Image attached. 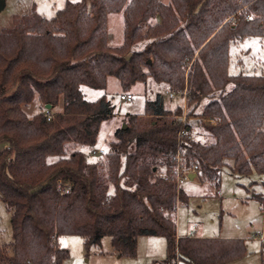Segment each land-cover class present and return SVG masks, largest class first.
Instances as JSON below:
<instances>
[{"label":"trees","instance_id":"1","mask_svg":"<svg viewBox=\"0 0 264 264\" xmlns=\"http://www.w3.org/2000/svg\"><path fill=\"white\" fill-rule=\"evenodd\" d=\"M119 11L123 41L113 48L106 14ZM250 35H264V0H66L51 18L33 7L15 14L0 29V199L12 231L0 244V264H61L68 253L59 234L79 235L86 250L108 236L118 256H134L141 235L163 236L166 257L154 264L241 258L240 239L176 237L185 194L174 180V155L216 187L224 165L236 176L264 175V75L227 72L229 42ZM109 76L122 90L164 83L185 94V110L168 109L155 92L142 114L115 129L104 158L89 161L80 148L66 153L92 148L101 122L114 115L105 96L87 100L81 91L105 88ZM61 97L62 110L53 111ZM33 100L42 108L28 117L23 106ZM189 119L206 140L193 136ZM251 197L262 202L260 193ZM260 253L264 264V232Z\"/></svg>","mask_w":264,"mask_h":264},{"label":"rangeland","instance_id":"2","mask_svg":"<svg viewBox=\"0 0 264 264\" xmlns=\"http://www.w3.org/2000/svg\"><path fill=\"white\" fill-rule=\"evenodd\" d=\"M93 1L88 0L90 4ZM159 1L165 5L169 3V0ZM65 3L66 0H5V5L0 10V29L11 27L15 14L25 13L32 7L44 17L51 18L58 9L64 7ZM157 19H152L150 23H154ZM145 26L146 24H143L142 28L145 29ZM106 30L108 46L114 48L122 44L121 11L106 14ZM139 47L140 45H136L134 49ZM227 72L231 75L239 73L264 75V35H250L231 40L228 44ZM166 90L167 86L164 83L151 80L147 81L146 85L137 82L128 90H122L119 80L112 76L107 78L105 88L82 85L81 91L87 100L94 101L105 96L114 105L115 113L101 122L92 148L73 145L68 147L66 153L80 148L86 153L89 161H99L104 158L110 150V141L115 140V129L127 120V115L142 114L146 98H152L155 92L164 94L165 106L168 109L173 110L179 105L185 110V94H171ZM123 92H130L132 99L121 100L119 96ZM202 101L204 102L205 99ZM62 107L61 97L53 111H61ZM41 108L42 103L33 100L23 106V111L31 117ZM147 119L149 117H142L141 121ZM198 119L205 121L202 116ZM189 123L193 127V136L206 140L205 132L196 119H189ZM261 128L264 129V123ZM97 150H103V153H95ZM263 180L264 175L256 172H252L249 176H236L231 174L228 167L224 165L220 170V182L217 187L208 181H200L196 175L184 181L179 187L184 191L185 199L177 201L175 212L177 233L240 239L246 246V252L230 264H263L260 253V239L264 227ZM252 193H260L262 202L251 197ZM11 240L10 211L0 199V244L10 243ZM57 243L68 253L61 264H153V260L161 261L166 257V240L163 236H139L134 256L115 254L108 236H104L98 246L91 247L89 250L85 249L82 238L76 234H59ZM177 264L189 263L180 260Z\"/></svg>","mask_w":264,"mask_h":264},{"label":"built area","instance_id":"3","mask_svg":"<svg viewBox=\"0 0 264 264\" xmlns=\"http://www.w3.org/2000/svg\"><path fill=\"white\" fill-rule=\"evenodd\" d=\"M119 97L121 100L129 101L132 99V94L130 92H123L120 94ZM95 153L102 154L103 150H97V151H95ZM174 164H175L174 165V171H175L174 180H175L177 187H179L184 181L189 180L190 179L189 176L191 174L195 175V171L197 169V166L193 165L192 167H190L188 169L183 167L181 164V159H180L179 153H176L174 155ZM68 188H69V185L66 182L58 185V189L60 190L61 193L66 192L68 190Z\"/></svg>","mask_w":264,"mask_h":264},{"label":"crops","instance_id":"4","mask_svg":"<svg viewBox=\"0 0 264 264\" xmlns=\"http://www.w3.org/2000/svg\"><path fill=\"white\" fill-rule=\"evenodd\" d=\"M262 184H263V182H262ZM214 186H215V185H214ZM263 197H264V195H263ZM263 232H264V227H263V231H262V236H261V239H260V243H261V240H262V237H263ZM181 236L207 237V236H201L200 234H186V235H180V234H178L177 231H176V237L178 238V237H181ZM208 237H213V236H208ZM260 252H261V251H260ZM162 260H163V259H162ZM154 261H155V260L152 261L153 264H154ZM178 261H180V259L176 258L175 261H174V263H172V264H177ZM182 261H184V260H182ZM185 262H186V261H185ZM230 263H232V262H230ZM230 263H228V264H230Z\"/></svg>","mask_w":264,"mask_h":264},{"label":"water","instance_id":"5","mask_svg":"<svg viewBox=\"0 0 264 264\" xmlns=\"http://www.w3.org/2000/svg\"><path fill=\"white\" fill-rule=\"evenodd\" d=\"M4 5H5V0H0V10L4 7ZM45 107L46 108H49L50 107V104H45ZM122 127H125V124L123 123L122 124ZM194 176V174H191L189 177H190V179L192 178Z\"/></svg>","mask_w":264,"mask_h":264}]
</instances>
